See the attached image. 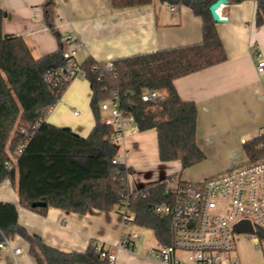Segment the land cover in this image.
Masks as SVG:
<instances>
[{
    "label": "trees",
    "instance_id": "16d2710c",
    "mask_svg": "<svg viewBox=\"0 0 264 264\" xmlns=\"http://www.w3.org/2000/svg\"><path fill=\"white\" fill-rule=\"evenodd\" d=\"M154 1L188 8L200 18L201 42L115 59L109 62L111 71H104V63L86 60L81 69L90 88L89 107L95 123L87 138L46 121L68 86H52L44 81L46 73L65 65L61 45L57 51L33 59L20 37L2 34L5 12L0 9V185L6 180L12 183L21 208L39 214L53 208L84 215L89 209L117 210L128 198L132 223L151 230L162 244L168 242V220L156 214L154 207L170 201L164 193L168 181L180 180L184 170L206 159L196 142V107L180 99L174 82L224 63L226 55L209 13L218 0H110V4L113 9L123 10ZM226 1L228 5L254 2V24L264 25V0ZM54 7L51 1L42 6L44 22L51 31ZM95 65L98 71L92 69ZM146 92L161 98L145 102ZM111 93L117 94L119 111L123 117L132 118L137 132L156 131L159 161L179 162V174L128 192L131 170L123 164H112L117 156L110 141L114 128L101 120V104L110 100ZM243 150L250 163L264 159V134L244 144ZM7 165L12 168L9 170ZM39 204L46 207H32ZM16 237L28 243L29 255L36 264H111L101 257L104 249L96 243L83 253H63L45 246L39 237L19 226L17 206L0 202V244Z\"/></svg>",
    "mask_w": 264,
    "mask_h": 264
},
{
    "label": "crops",
    "instance_id": "0c3cea01",
    "mask_svg": "<svg viewBox=\"0 0 264 264\" xmlns=\"http://www.w3.org/2000/svg\"><path fill=\"white\" fill-rule=\"evenodd\" d=\"M50 1L55 4L52 31L45 24L42 11V6ZM255 8L252 1L222 6L219 16L224 22L215 23V29L226 61L174 82L180 99L196 107V142L206 159L236 154L238 150L245 154L243 145L264 134V76L256 73L254 56L257 48L264 59V25L255 26ZM0 9L5 12L2 34L20 37L35 60L57 51L59 39L66 33L76 39L74 60L79 66L88 59L107 64L115 59L195 45L202 38L201 19L188 8L180 7L174 13L167 4L157 1L143 7L116 10L110 0H0ZM79 91V97L83 95L81 102ZM90 99L87 81L84 77L77 78L66 87L57 105L48 112L46 121L87 138L95 124L92 113L87 107L85 117L80 119L70 107L81 105L83 110ZM102 122L109 124L110 120ZM124 131L120 145L126 154L121 155L122 163L131 170L127 177L129 193L172 176L168 172L171 165L181 169L179 162L159 161L155 130L139 133L125 126ZM245 157L248 162L246 154ZM198 169L202 171L203 167ZM191 175V180L209 176L202 172ZM180 180L184 182L181 176ZM0 202L17 206L19 226L39 237L45 246L63 253H83L91 243H96L114 255L112 264H162L146 258V251L170 241L169 227L168 242L162 244L151 230L133 223L126 227L118 209L111 212L89 209L84 215L53 208L43 214L26 210L19 206L17 190L9 180L0 185ZM140 230L149 231L154 244H147ZM124 233L142 237V241L135 243L134 251L120 248ZM11 242L20 253L0 250V264H36L26 241L16 237Z\"/></svg>",
    "mask_w": 264,
    "mask_h": 264
},
{
    "label": "built area",
    "instance_id": "2783aa9c",
    "mask_svg": "<svg viewBox=\"0 0 264 264\" xmlns=\"http://www.w3.org/2000/svg\"><path fill=\"white\" fill-rule=\"evenodd\" d=\"M168 9L174 13L179 11L178 6L168 5ZM59 43L63 48L65 65L44 76V81L52 86L61 83L69 85L75 79L84 77L81 66L74 60V36L66 33ZM254 56L256 73L264 76V59L259 49L254 48ZM92 69L98 71L99 67L95 65ZM103 69L111 71L112 65L104 64ZM110 97L108 102L101 104V110L109 112L112 119L109 124L113 126L114 133L110 141L117 149L112 164L119 165L123 164L122 156L126 155L120 145L124 127L129 126L132 131H137V128L131 117H123L119 111L117 94L111 93ZM159 98L161 96L154 92L143 95L145 102H154ZM22 149L23 146L19 152ZM7 167L9 170L12 168L11 165ZM164 193L170 201L155 206L154 212L168 220L170 241L165 246L148 248L146 258L162 264H240L235 254V238L239 233L234 231V227L248 222L253 232L247 235L264 260V159L246 162L198 183H182L177 178L172 179L167 182ZM128 205V198H125L118 207L126 227L133 219ZM138 241H142V237L137 233H124L120 248L134 251ZM0 250L20 253L19 249H13L10 241L0 244ZM179 254L185 257L181 258ZM101 257L107 258L111 264L114 262V255L109 251L104 250Z\"/></svg>",
    "mask_w": 264,
    "mask_h": 264
},
{
    "label": "rangeland",
    "instance_id": "374dc122",
    "mask_svg": "<svg viewBox=\"0 0 264 264\" xmlns=\"http://www.w3.org/2000/svg\"><path fill=\"white\" fill-rule=\"evenodd\" d=\"M85 82V81H84ZM85 84V83H84ZM80 91L78 92V98H79V102H81V97H83V95H81V97H79ZM85 103V100L83 101ZM82 103V104H84ZM88 107V111L91 114L90 111V107H89V100L88 103H85L84 105V111L81 109V105H75V106H71V112L73 113L74 111L77 112L78 116L77 118H84L86 115V110ZM105 119H109L110 122L112 121V119L109 116V112H105V114H101V120L104 121ZM237 160V164H235L234 162ZM246 157L245 154L243 153V151L238 150V152L236 154H226V155H215V156H209L207 157L206 161H204V163H202L200 165V167H197L196 169H192L191 171H187V173L185 172L186 170H184L181 173V178L184 182L186 183H196V182H202L203 180L221 174L225 171L231 170L236 166L242 165L244 163H246ZM203 167L202 171H198V168ZM170 169H168V172L171 171L170 173L172 175H176L180 173L181 169H177V167H173L172 165L169 167ZM196 172H202V174H209V176H207L206 178H203V180H191L190 178L193 176L191 174H196ZM140 235H142L143 237L146 238L147 240V244H154L153 242V238H152V234L147 231V230H140ZM11 246L13 247V249H17L13 246L12 242L10 241ZM235 249L236 252L235 254L237 255V257L239 258L240 264H263L264 260H263V255L260 251L256 250L254 245L251 243L249 235L244 234V233H240L237 234L236 238H235Z\"/></svg>",
    "mask_w": 264,
    "mask_h": 264
},
{
    "label": "water",
    "instance_id": "95a60500",
    "mask_svg": "<svg viewBox=\"0 0 264 264\" xmlns=\"http://www.w3.org/2000/svg\"><path fill=\"white\" fill-rule=\"evenodd\" d=\"M226 5H228V2L226 0H218L216 3H214L209 8V13H210V16H211V18H212L214 23H222V22H224V20L220 19L219 15H218V12H219V9L222 6H226ZM35 206L43 207V208L46 207L45 204L33 205L32 207H35ZM234 231L236 233H239V234L240 233L251 234L253 232L252 227L250 226V224L248 222H242V223L236 225L234 227Z\"/></svg>",
    "mask_w": 264,
    "mask_h": 264
}]
</instances>
